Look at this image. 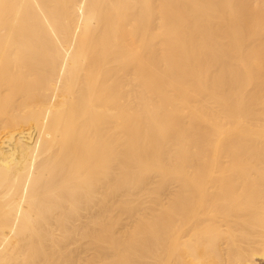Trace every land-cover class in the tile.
Here are the masks:
<instances>
[{"label": "bare ground", "instance_id": "6f19581e", "mask_svg": "<svg viewBox=\"0 0 264 264\" xmlns=\"http://www.w3.org/2000/svg\"><path fill=\"white\" fill-rule=\"evenodd\" d=\"M153 171L122 264H264V0H0V264H97Z\"/></svg>", "mask_w": 264, "mask_h": 264}, {"label": "rangeland", "instance_id": "374dc122", "mask_svg": "<svg viewBox=\"0 0 264 264\" xmlns=\"http://www.w3.org/2000/svg\"><path fill=\"white\" fill-rule=\"evenodd\" d=\"M141 179L142 180L140 181V183L133 185V187L128 191L127 199L129 201L130 206L127 209L123 208L122 206H118L119 208L116 206L112 214V219L108 223H106L104 226H101V228L100 226L98 227L97 235H99V238L96 243H93L95 245V248L96 249L98 248V253L101 252L98 254L99 262H97V264L98 263L99 264H109V263L113 264L112 262L117 263V264H122L123 262L122 253L120 252H110L109 253L108 252L107 247L110 245L111 240L115 239L116 237L117 238L115 239V241L118 240V238L119 239L121 237L123 238L126 231H127L126 233H128L129 235L130 234L134 235L135 238L140 236L139 235L141 234L140 231L144 230L142 229L143 224H137V222L134 221L133 216L134 218L135 217L138 218L137 215L143 214L146 211L149 212L151 208L155 209L156 207L155 205L158 202V200L160 198H163V200L165 201L166 198L163 195L169 194L168 196H170L171 193L169 192L173 190L172 189L174 186L173 179L163 180L161 179L157 171L148 173L147 176L141 177ZM163 200L160 199L159 201H163ZM134 212H136V214L132 215ZM132 220H133V223H132ZM112 235H114V237ZM102 253L103 254L106 253V255L105 254L103 255ZM100 255H101V258H100Z\"/></svg>", "mask_w": 264, "mask_h": 264}]
</instances>
